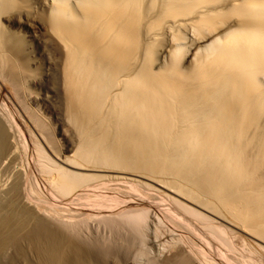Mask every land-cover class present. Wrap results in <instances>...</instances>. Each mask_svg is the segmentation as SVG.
Returning a JSON list of instances; mask_svg holds the SVG:
<instances>
[{
    "label": "bare ground",
    "instance_id": "1",
    "mask_svg": "<svg viewBox=\"0 0 264 264\" xmlns=\"http://www.w3.org/2000/svg\"><path fill=\"white\" fill-rule=\"evenodd\" d=\"M39 11L66 153L29 93ZM101 227L105 264H264V0H0V264H78Z\"/></svg>",
    "mask_w": 264,
    "mask_h": 264
},
{
    "label": "rangeland",
    "instance_id": "2",
    "mask_svg": "<svg viewBox=\"0 0 264 264\" xmlns=\"http://www.w3.org/2000/svg\"><path fill=\"white\" fill-rule=\"evenodd\" d=\"M36 10H38V9H36ZM37 19L41 21V24H42L41 28H37V27H35V25L31 24V27H32L31 31H30L31 37H29L28 39H31L33 42V44H32L33 45L32 46L33 47L32 48L33 53L31 54V59H32L31 60V66L33 67V65H34L33 61H35L37 63L36 65H38L39 68L33 69V71H32L33 78H36L37 80H34L33 83H31L29 93L33 94V97H31V98H33L37 103H40V104H38L39 106H35V108L36 109L38 108L37 111L42 114L45 125L47 126V127L46 126L44 127V129H46V132H45V130H44V132L46 134L45 138L47 141L46 145L44 147L48 151L50 148V147L48 148V146L51 145V147L53 149H56L60 153H66V151H65L66 146H68V147L71 146L72 148H75V146L77 144V135H76V131L74 129V126L72 125L71 122H69L70 120L68 119L67 113H66V101H65L66 95L63 91L62 83L60 81L61 80L60 75H61V66H62V56L60 55V52L56 48H54V46H52V43L49 39V36L47 35L45 30L43 29L44 16L42 15V12L41 11H39L38 13L33 12V14H31V16H29L27 18V21L29 23H31V21H33V20L36 21ZM23 23H25L24 17H21V18L19 17L18 23L15 25V27H19V26L23 25ZM33 33H34V35H33ZM34 68H35V66H34ZM46 123H48V124H46ZM48 139H49V141H48ZM47 143L48 144L50 143V144L48 145ZM69 209L72 210L73 205ZM102 228L103 227H101V230L95 229L97 232L94 229H92L93 232L90 229V231H88L90 233H88L87 231L82 232L83 233L82 238L83 239L88 238V239L85 240V242H86L85 244L81 243L80 246L82 247V249L88 248V251H87V249H85L87 251V255L84 258H82L83 260L81 258L78 259V257H76V260L77 261L79 260L78 261L79 263L77 261H75V262H77L78 264H103V263L105 264L106 259H104L102 255H100L101 251L99 250L104 246V244L101 242H104L106 244V246L103 249H106V247L108 249L109 245H110V248H112L111 246H114L112 241L114 238L117 237V235H116V237H114L115 234H112V232L110 230H108V228H107V230L106 229L104 230V228L103 229ZM98 231H99V233H98ZM84 234H86V235H84ZM109 234H110V236H108ZM111 234L113 235L114 238L111 237L112 236ZM89 235L91 238L89 237ZM100 235H102L101 238H100ZM84 236H86V237H84ZM92 236H95L94 239H96V237H97V239L95 240L96 242H92V241H94ZM106 236H107V238H106ZM102 237H104V238H102ZM89 238H90V241L92 239L91 242L89 241ZM125 238L126 237H123V240L121 239V241H123L124 243H126ZM101 239H102V241H101ZM104 239H106V241H104ZM97 240H98V242H97ZM107 240H111V241H108L109 244H108ZM97 243H98V246H97ZM86 244H88V246ZM99 244H100V246L101 245L102 246L99 247ZM91 246H94V247H91ZM94 248H96V249H94ZM97 248H98L99 253L97 252ZM93 251H96L97 253L93 252ZM91 253L94 257H98V259L96 258V260H95L94 257H91L92 255L89 256ZM155 253L158 254L157 250L154 251V254ZM166 253L167 252H165L164 254H166ZM94 254H97V255H94ZM87 256H89V257H87ZM119 257H120V255L118 256V258ZM127 257L125 259L120 258V261L121 260L123 262L125 261L124 263L122 261L119 262V260L117 258L116 264H118V263L119 264H127L126 262H128V260H126V259L131 258L129 254H127ZM162 257L163 256H161V258ZM100 258L104 259V260L97 261ZM131 260L132 259H130L128 264L129 263L134 264L131 262ZM136 264H139V263H136Z\"/></svg>",
    "mask_w": 264,
    "mask_h": 264
}]
</instances>
